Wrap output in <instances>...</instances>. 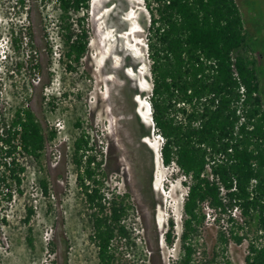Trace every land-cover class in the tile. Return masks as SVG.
Listing matches in <instances>:
<instances>
[{
	"label": "rangeland",
	"instance_id": "obj_1",
	"mask_svg": "<svg viewBox=\"0 0 264 264\" xmlns=\"http://www.w3.org/2000/svg\"><path fill=\"white\" fill-rule=\"evenodd\" d=\"M24 1L25 7L19 0H0V113L12 117L28 103L46 134L55 131L57 136L47 144L40 163L19 155L27 168L19 189L14 184L8 189L0 179V264H100L72 164L73 143L83 130L97 144L110 193L124 196L131 205L125 221L130 242L121 247L122 264H172L181 255L188 190L185 178L163 165V142L152 129L147 5L150 2L155 9L154 0H92L91 43L76 73L68 72L64 64L56 5ZM237 2L254 35L259 55L253 59L262 73L264 98V0ZM18 24L32 28L39 65L31 68L28 50L20 74L10 37ZM41 180L48 182L47 195ZM29 208L34 214L28 221ZM204 213V223L193 238L197 261L246 264L248 238L238 245L230 236L234 227L229 217L221 218L208 207ZM234 217L242 223L239 212ZM170 219L177 237L173 248L165 238ZM223 233L230 239L227 246L221 242Z\"/></svg>",
	"mask_w": 264,
	"mask_h": 264
},
{
	"label": "trees",
	"instance_id": "obj_2",
	"mask_svg": "<svg viewBox=\"0 0 264 264\" xmlns=\"http://www.w3.org/2000/svg\"><path fill=\"white\" fill-rule=\"evenodd\" d=\"M39 2L44 7L56 5L64 64L68 72L76 73L91 43L92 0ZM154 2L155 9L150 2L147 5L152 129L164 140L163 165L174 167L188 190L181 255L172 264H207L197 261L193 239L204 223L206 207L221 218L229 217L234 227L230 236L238 245L248 238L246 264H264V98L262 73L253 59L258 54L254 35L244 23L237 0ZM19 3L26 6L24 0ZM10 37L19 58L16 73H21L28 50L31 68L37 69L32 28L18 24ZM78 127L82 128L81 123ZM56 136L55 131L46 134L28 103L12 117L0 113V169L4 170L0 179L8 189L12 184L22 186L27 168L19 155L40 163ZM72 164L89 211L90 241L97 248L99 263L122 264L121 247L130 242L125 221L131 205L124 196L110 193L103 160L88 131H81L73 143ZM39 184L47 195V180ZM235 211L242 223L236 222ZM33 214L29 208L28 221ZM165 238L169 248L176 245L174 219L168 222ZM229 240L223 233L224 246Z\"/></svg>",
	"mask_w": 264,
	"mask_h": 264
},
{
	"label": "built area",
	"instance_id": "obj_3",
	"mask_svg": "<svg viewBox=\"0 0 264 264\" xmlns=\"http://www.w3.org/2000/svg\"><path fill=\"white\" fill-rule=\"evenodd\" d=\"M235 70V69H234ZM235 72H236V70H235ZM236 75H237V73H236ZM148 104H149V106H150V103L148 102ZM154 125V124H153ZM160 137V136H159ZM160 139L162 140V142H164V140H163V138L162 137H160Z\"/></svg>",
	"mask_w": 264,
	"mask_h": 264
},
{
	"label": "bare ground",
	"instance_id": "obj_4",
	"mask_svg": "<svg viewBox=\"0 0 264 264\" xmlns=\"http://www.w3.org/2000/svg\"><path fill=\"white\" fill-rule=\"evenodd\" d=\"M160 157H161V152H160Z\"/></svg>",
	"mask_w": 264,
	"mask_h": 264
},
{
	"label": "clouds",
	"instance_id": "obj_5",
	"mask_svg": "<svg viewBox=\"0 0 264 264\" xmlns=\"http://www.w3.org/2000/svg\"><path fill=\"white\" fill-rule=\"evenodd\" d=\"M150 108H151V106H150ZM152 119V118H151ZM153 123V122H152ZM154 130V129H153Z\"/></svg>",
	"mask_w": 264,
	"mask_h": 264
}]
</instances>
